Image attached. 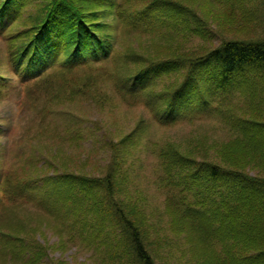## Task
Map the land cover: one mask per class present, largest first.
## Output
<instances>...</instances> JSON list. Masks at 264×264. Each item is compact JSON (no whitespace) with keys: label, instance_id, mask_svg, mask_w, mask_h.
<instances>
[{"label":"rangeland","instance_id":"obj_1","mask_svg":"<svg viewBox=\"0 0 264 264\" xmlns=\"http://www.w3.org/2000/svg\"><path fill=\"white\" fill-rule=\"evenodd\" d=\"M111 1L115 14L101 22L108 25L111 41L114 38L112 54L105 60L86 62L89 65L71 74L95 77L89 88L63 87L69 74L53 78L52 83L63 92L60 101L50 102L44 93L38 94L33 83L23 84L11 72L9 56L23 41L16 37L30 21L16 19L15 26L12 23L0 29V228L13 234V245L19 248V241L23 243L21 256L12 255L6 262L0 259V264H137L112 215L101 220V213L90 210L92 205H100L113 213L102 189L92 188L90 194L85 193L83 185L75 181L74 193L66 189L70 196L66 202L55 197L53 191L49 198L55 200L53 214L37 207L34 201L23 200L21 205L17 195L31 175H52L62 188L67 175L84 176L85 181L103 180L112 163L116 167L111 178L114 198L124 215L138 226L156 264H230V257L223 259L220 254L215 234L209 236V228L199 234L193 232L173 211L181 204L179 195L185 186L192 191L186 197L190 205L201 200L207 207H212L219 192L226 193L224 187L211 189L213 183L201 171L191 186L183 185L182 181L185 184L195 169L189 161L177 164L165 181L167 173L159 153L170 148L199 163L207 161L264 175V152L255 151L248 157L235 140L239 134L235 119L264 121L262 85L255 79L259 83L255 98L241 90L215 93L206 97L208 102L199 105L200 112L196 111L193 118L181 117L165 125L155 119L144 94L117 91L115 80L135 73L142 62L195 57L226 40L261 38V0H179L194 10L200 21H195L189 12L184 17L194 21L170 17L174 11L166 0ZM151 5L161 10L149 24L143 12H149ZM37 10L32 5L25 14ZM163 12H169V20L162 19ZM203 74L207 77L209 72ZM174 77H158L153 91L159 92ZM196 86L209 91L203 82ZM224 152L227 156L223 161L220 155ZM242 158V162L236 161ZM10 202L20 207L2 212ZM237 242L239 255L254 252L250 246L258 249L243 239ZM39 243L45 247V255L32 263L30 257Z\"/></svg>","mask_w":264,"mask_h":264},{"label":"trees","instance_id":"obj_2","mask_svg":"<svg viewBox=\"0 0 264 264\" xmlns=\"http://www.w3.org/2000/svg\"><path fill=\"white\" fill-rule=\"evenodd\" d=\"M166 1L174 11L170 17L183 21L192 20L184 17L185 13L189 12L195 21H200L194 10L184 6L181 1ZM32 5L38 7L37 12L28 11L25 14V10ZM260 5L264 19V0H261ZM114 7L111 0H0V29H7L16 19H20V22L23 19L30 21L29 26L20 30V35L16 37L18 41L21 39L23 41L19 45L16 44L9 56L11 72L18 76L23 84L33 83L32 86L38 94L44 93L48 96L49 99L44 98V101L47 99L50 102L60 101L63 92L57 90L61 87L52 83L53 78L60 73L70 76L74 74L76 68L89 65L85 64L86 62L105 60L112 54L115 41L114 38L111 41L108 25L101 20L115 14ZM147 10L149 12L143 13L150 24L157 16V11L161 9L151 5ZM168 14L169 12H166L163 16L164 21L169 20ZM15 25L16 23H13V26ZM141 65V68L129 74L127 78L119 77L118 81L115 80V88L117 91L132 95L144 94L146 104L154 112L155 119L167 125L181 117L193 118L200 112L197 110L200 108L199 105L208 102L206 97H212L215 93L229 94L233 90H241L240 92L245 95L255 98L258 94L256 85L260 83L262 85L260 93L264 94V33L256 40L223 41L195 57L173 56L167 60L142 62ZM204 71L209 72L207 77L204 76ZM165 75L175 76L174 81L165 85L159 92L153 91L157 87L158 77L162 78ZM0 78L3 79V76L0 75ZM255 79L259 83H256ZM94 80L96 78L91 74L71 75L69 80L67 78L63 81V87L89 88ZM202 82L208 84L204 87H208L209 91L208 89L202 91L196 86V83L200 86ZM56 90L57 94H54ZM1 93L0 90V95ZM235 122L236 131L239 132L235 139L238 149L248 157L255 151L264 152V121L238 118ZM226 156V152L220 155L223 161ZM159 157L167 173L166 177H163L164 180H168L177 164L184 162L188 164L189 161L195 169L185 184L182 181L183 185L191 186L201 171L207 174L209 183H213L211 189L224 187L226 192L225 194L219 192L212 207H207L208 205L201 200L190 205L186 197L190 196L192 191L189 187H183L179 195L181 204L173 209L177 218L182 220L189 230L198 234L209 228V236L215 234L213 239L221 247L220 254L223 259L225 256L230 257V264H264V175L251 174L241 169H229L207 161L199 163L170 148L159 153ZM242 160L243 158L236 161ZM112 164L114 166V163ZM113 166L103 180L85 181L84 176L67 175L63 179L66 185L62 188L52 175L44 178L31 175L24 188L17 190L15 187L11 193L14 195L17 190L21 205L23 200L34 201L37 207L53 214L56 210L55 200H49L53 191L55 197L66 202L70 198L66 189L74 193L75 181L83 185L85 193L89 191L90 194L92 188L102 189L107 199V207L113 213L104 211L100 205H92L90 210L101 213V220L106 219V215H112L115 226L118 225L126 237V248L137 264H156L145 248L138 226L124 215L122 206L114 198L115 184L111 178L116 167ZM11 207L20 206L12 205L10 202L9 206L2 208V212ZM12 236L13 234L0 228V259L5 262L12 255V258L14 255L21 256L23 243L19 241V248L13 245ZM242 239L258 249L250 246L254 252L237 254L236 251L239 249L235 248V245ZM45 251V247L39 243L36 252L30 257L31 262H38L45 255Z\"/></svg>","mask_w":264,"mask_h":264}]
</instances>
